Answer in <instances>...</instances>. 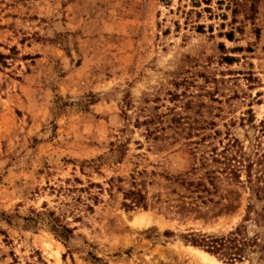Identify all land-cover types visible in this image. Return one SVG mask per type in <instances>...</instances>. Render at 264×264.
Masks as SVG:
<instances>
[{
    "label": "rangeland",
    "instance_id": "374dc122",
    "mask_svg": "<svg viewBox=\"0 0 264 264\" xmlns=\"http://www.w3.org/2000/svg\"><path fill=\"white\" fill-rule=\"evenodd\" d=\"M262 186L264 0H0V264H264Z\"/></svg>",
    "mask_w": 264,
    "mask_h": 264
},
{
    "label": "trees",
    "instance_id": "16d2710c",
    "mask_svg": "<svg viewBox=\"0 0 264 264\" xmlns=\"http://www.w3.org/2000/svg\"><path fill=\"white\" fill-rule=\"evenodd\" d=\"M200 184V183H199ZM259 194H262L264 197V186L261 189H257ZM125 199L129 200V202H125V205L130 208L135 207H148L147 196L143 192L142 189L134 187L127 192H125ZM57 231L62 233L71 232V228L61 225L59 229L56 227ZM63 235V234H61ZM241 235V229H237L230 233L228 237H213L207 236L205 234L202 235L200 239L193 238L191 241L199 246H203L207 248L208 251L214 254H220L223 256H227V258L232 260H240L242 257V251L248 242Z\"/></svg>",
    "mask_w": 264,
    "mask_h": 264
},
{
    "label": "bare ground",
    "instance_id": "6f19581e",
    "mask_svg": "<svg viewBox=\"0 0 264 264\" xmlns=\"http://www.w3.org/2000/svg\"><path fill=\"white\" fill-rule=\"evenodd\" d=\"M201 253V257L204 258L205 260H208V261H213L217 264H220V261H217L214 257H212L210 254L204 252V251H200Z\"/></svg>",
    "mask_w": 264,
    "mask_h": 264
}]
</instances>
